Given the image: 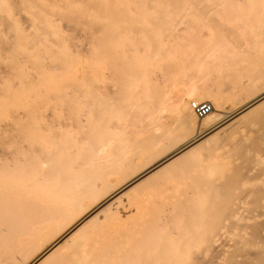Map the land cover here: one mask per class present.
Returning a JSON list of instances; mask_svg holds the SVG:
<instances>
[{"label":"bare ground","instance_id":"1","mask_svg":"<svg viewBox=\"0 0 264 264\" xmlns=\"http://www.w3.org/2000/svg\"><path fill=\"white\" fill-rule=\"evenodd\" d=\"M236 1L240 5L241 2L249 3L256 0H0V264H16L15 262H19L16 260L17 257H20L21 262L23 258L28 259L29 255L33 257L43 249L45 244L54 240L64 228L89 209L88 207L98 203L113 189L115 191L118 185L125 183L131 174L141 172L139 169L143 168L145 163L153 162V167L141 174L143 177L137 175L138 179L130 183L127 180V184L120 188L123 189L116 190L114 197L107 198L108 201L101 208L98 207L99 210L85 221L76 223L71 232L52 243L51 246L49 245L50 247H47L48 249L42 252L35 262L33 261V264H52L49 263L50 260L57 257V254H61L57 261L54 259L55 264H104V258L110 255V252L105 253L109 250L105 241L107 239L113 242L121 241L128 232H133L139 224L131 222L132 220L137 219L139 223L142 220V223H146L148 220L145 221L144 218H150L148 216H151L153 212L148 214V211L154 207L161 210L155 209L157 214L162 210L167 213L178 208L177 202L175 203L172 199L173 196L168 197L162 195L163 193L161 195L141 194L138 188L147 186L153 179L167 174L184 175L186 183L182 184L192 187L189 182L196 181L195 176L203 173V161L207 162L220 145L221 139L218 134L224 130L225 126L233 124L241 117L245 120L252 116L263 115L257 120L258 126H263V130L261 134L258 130L259 136L256 138L248 136L252 138L251 143L242 140V132H233V135H242L238 144L245 142L248 145H238L237 148L243 154L248 150L247 147H250L249 144H252V148L257 151L264 149L262 142L264 140V92L261 94L257 92L259 95L253 99L254 103L243 108V112L227 125L226 119L232 116L218 113L217 109L220 107L219 105L216 107V103L215 106L211 104L212 112L198 120L190 107H185L186 103L180 100L181 96L179 100L172 98V101H176L174 103L170 101L173 104L168 106L169 108L165 105L168 108L165 110L168 111L167 114L171 111L173 115L171 117L169 115V118L179 123L176 131L178 135L172 129H164L167 125L165 127L159 125L164 130L150 128L152 127L150 122L154 123L151 121L153 117L150 116V112L155 109L152 107L154 109L152 110L149 107L151 102L149 104L144 102L150 100L147 93L151 98L155 95L154 87L151 86L152 79H149L151 90L149 88L146 90L145 87L143 90L147 92H145L147 95L144 94L147 97L143 98L141 97L143 94H140L143 88L140 86L141 82L148 84L147 77L151 74L149 68L146 74L143 72L146 69L142 70L145 59L153 63L152 59H156L157 52L162 54L153 47L156 44L160 47L158 50H161L163 47L161 42L165 41L158 40L156 33L162 32L165 37L176 36L177 33L183 34L186 32H183L184 25L190 24L196 15L202 13L204 16L207 10H210L207 13L213 11L212 8L209 9L208 4H216L217 9L215 6L214 8L217 12H215L222 15L221 12L228 9L224 2L230 3L232 8L234 6H231V2ZM221 4L226 7H221ZM235 6L237 7L238 4ZM260 6L264 7V4ZM220 8L225 10L221 9L223 10L221 11ZM250 8L253 11L252 5ZM201 16L196 18L199 19ZM187 18L190 21L188 19L185 22ZM256 19L252 20L258 21ZM214 20L217 21L218 18ZM219 21L222 22V19ZM194 22L197 23L198 20ZM190 25L194 26L193 23ZM191 27L188 28L191 29ZM234 30L240 31L237 28ZM176 31L175 35L173 32ZM169 32L171 34H168ZM145 34H148L150 38L151 34H154L156 39H152L150 44L153 41H158L159 44L153 43L152 47L145 49V46L149 44L145 43L148 38H145V41L143 39ZM223 34L225 36V33ZM171 37L168 38L169 40L165 39L170 41ZM172 40H174L173 37ZM235 42L238 44L237 40ZM165 44L169 47L170 43ZM173 47L176 48V46ZM165 49H168L167 46ZM260 52H263L261 57L264 66V51ZM171 58L174 59L172 56ZM202 60L204 59L201 58ZM182 63L179 62L180 66L183 65ZM176 66L170 65L172 71L169 73L175 75ZM161 68L163 70V67ZM184 68L185 65H183L185 71ZM262 70L259 67V71H256L258 76L253 75L254 79L251 78V82L259 76L264 77V70ZM142 72L143 77L147 76L145 77L147 80L142 77ZM162 75L167 77L166 75L171 74L162 72ZM141 79H145L146 83ZM251 82L249 81L250 84ZM194 89L187 91L189 93L185 94V99L193 98L194 102L200 103L202 98L195 95L196 89ZM239 92L237 94H241ZM151 93L154 95L152 96ZM153 113L151 115H154ZM128 116L136 117L134 118L136 123L132 122L133 126L129 122L130 119L127 120ZM126 124H131L130 128L127 127L130 130L125 129ZM191 132L195 133L194 138H191L193 140L189 139V144L183 143L181 146L179 142L191 136ZM175 137H180V141ZM201 138L203 139L199 140ZM173 139L179 141H176V144L178 143L181 147L174 148L176 145L173 144ZM163 150L167 152V155L161 159L157 158L156 154ZM199 162L201 164L195 167ZM200 180L202 178H199ZM220 190L224 193L212 195L214 198L204 197L201 200L202 204L215 210V214L210 218L214 222V229H221L226 221H230L229 232L237 230L238 227L246 228L249 237V240H240L239 236L228 237L234 239L236 247L234 253L229 255L227 264H264V219L254 220L252 224L247 223L250 220L253 221L254 217H259L260 213L264 215V183L255 184L240 194H235L234 187L228 184L222 185ZM132 193L136 194L131 196ZM193 196L197 195H189V198L184 195L183 199L188 201L194 198ZM138 202L143 206L149 205L146 208L147 213L143 211L145 208L137 206ZM123 219L130 220L133 223H130L132 226L121 228L119 222ZM93 222L98 226L96 225L95 230L91 232L87 228ZM185 229L191 232L195 230V226ZM173 235L177 236L175 238L180 236L176 233ZM218 238V235L214 233L202 239L200 244L208 246L216 243ZM194 245L193 240L179 241L172 247L168 246L159 250L161 254L155 261L144 264H179L178 262L186 254L193 252L196 248ZM251 246L254 250H247ZM65 249L67 251L63 255ZM222 251L223 244L215 247L212 256L204 264H218ZM100 259L103 262L99 261Z\"/></svg>","mask_w":264,"mask_h":264},{"label":"rangeland","instance_id":"2","mask_svg":"<svg viewBox=\"0 0 264 264\" xmlns=\"http://www.w3.org/2000/svg\"><path fill=\"white\" fill-rule=\"evenodd\" d=\"M252 2H254V4H249ZM252 2H249V3L248 2H244V3L241 2V4H240L241 6L239 5V3L237 1L231 2L232 3L231 6H234L232 8H230V3L224 2L225 5L228 6L227 8L231 10V11H229L228 9H226V11L228 10L227 11L228 13L226 11H224L226 13V14H224V12H221V11H223L221 9L225 10V8H220L219 10H221L220 11L221 14L223 13L224 15L223 14L220 15V14L216 13L217 12L215 10V8L217 9V7L215 6L216 4H208L209 9L212 8V10H213L212 12H210L211 17H210V13H207L210 10H207L206 12H204V16L201 13L203 17L201 16V14L196 15V17L201 16L202 18L200 17L199 19H197L194 16L196 19L195 18H193V19L196 21L198 20V22L197 23L194 22V20L191 18L192 20H191L190 24L193 23L194 26L191 27L190 24L184 25L185 26L184 29H187L189 26L191 27V29L190 28H188V30L183 29V32L186 31L184 33L181 32L183 34H178L177 31L173 32L175 35L177 33V35H179V36H177V35L172 36L171 35L174 38V40H172V37L169 35L171 37V40H170L171 42L167 41V39L168 38L170 39V37L169 36L165 37L164 33H163V35H162V32L156 33V34L154 33L156 35V38L159 37L158 40H160V39H162V41L165 40L164 42H161V44L163 46L161 48V50H158L160 47H158V45L155 44L158 42L157 40H156L157 42L153 41V43L156 46L153 45V43L150 44L151 43L150 41H152V39H156V38H154L155 36H153L154 34H151L153 38L152 37L150 38V37H148V34H145V36L143 38L144 41L147 38L151 39V40H149V42H148V39H147V42L145 41V43H147V44L149 43L148 44L149 47L145 46V49L150 48V46L153 45L155 50L162 53L160 55L157 52V56H159L158 58L160 61L158 60L157 56L155 57L156 59H152V61L155 65L150 60L145 59V61H144L145 63H143V65H142V70L146 69L145 71H143L146 74V73H148L147 70L149 68V73H151V74L148 76L151 78H149L147 76L143 77V72H142V77L148 78V80H147V78H145V79L148 81L149 85L145 82L146 81L145 79H144L145 81L141 79L146 84L141 82L140 86L143 88L142 89L140 88V89L142 91H140V89L138 90V91H140V94H143V96L141 95V97H143V98L147 97L145 95L148 94V96L150 98L149 102H144V99H143V102L145 104L146 103L149 104L151 102L149 104V107H151V108L153 107L155 109L154 110L152 108V110H154V111L150 112V116L153 117V118L150 117V118H152L151 121L154 122V123L150 122V125L152 124V127H150L151 129L153 127H156L160 130L161 129L162 130H164V129L168 130V128H169V130L172 129L176 133L179 123L177 121L173 120L172 118H169V115L171 117L173 115V113L171 111H169L170 114L169 113L167 114L168 111H166V110L177 99L179 100V96H181L180 100H182V102L184 104L186 103L185 107L189 108V106H188L189 103L191 101L194 102L195 99L191 98V99L187 100V99H185V94L186 93L188 94L189 92H187V91H192L194 88L196 89V90L194 89L196 91L195 95L198 97L201 96V98H202L201 102L214 104V106L216 103V107H217V105H219V107H220V109H217L218 113H221L225 116H232V117L226 119V122H225L226 125L228 124L229 121L238 117L243 112V108H245L246 106H248L251 103H254L253 99H255V97H257L259 94L264 92V89H261L262 87H264V80H263L264 77L259 76L258 79L255 78V80H253V81H256V79H257V81H256L257 83L253 82V81L251 82V78L257 75L258 72L256 73V71H259V67H260V70H261V68L264 70V66L262 65V61H263L262 59L263 58L261 57L263 52H260V51H264V42H263V40H264V26H263V24L264 23H262V22H264V7L260 6V5L264 4V2H259V0L252 1ZM260 3H262V4H260ZM237 4H238V6L236 7L235 5H237ZM221 5H219V6H221ZM223 5L221 7H226ZM250 5H252L253 11L250 10L251 9ZM214 6H215V8H214ZM219 6H218V8H219ZM259 6H260V10H259ZM240 9L243 11L241 12ZM238 10H240V11H238ZM225 15H227V16H225ZM224 16H225V18H223ZM229 16H232V17H229ZM247 16H249V17H247ZM257 16H258V18H257ZM259 16H261L262 18ZM189 18H187L185 20V22ZM217 18H218L217 21L214 20ZM228 18L229 19L231 18V20H229ZM221 19H222V22L219 21ZM252 19L253 20L256 19L258 21H253ZM246 20H248V21H246ZM189 21H190V19H189ZM189 21H188V23H189ZM229 21L230 22L232 21V22L230 23ZM235 21H237L236 24L240 22L239 24H241V25H239V24L236 25ZM213 23H214V25H212ZM218 23H223V24H218ZM243 24H245L244 27H243ZM210 26H212V27H210ZM221 26H222V28L224 26L225 27L222 29ZM239 26H241V27H239ZM251 26H253V27H251ZM227 27H229L230 29ZM192 28H194V29H192ZM235 28L239 29L240 31L234 30ZM218 29H220V30H218ZM189 32H191V33H189ZM223 33H225L226 37L224 36ZM157 34H158V36H157ZM160 34L162 36H164L163 37L164 39L162 38V36H160ZM168 34H171V33L169 32ZM226 34L227 35L229 34L228 35L229 38ZM151 35L149 34V36H151ZM166 35H167V33H166ZM183 36L186 38H184ZM187 36H189V38ZM220 37H222V38H220ZM234 37H235V40H234ZM165 38H167V39H165ZM176 38H179V39L177 40ZM254 38H255V40H253ZM201 39H202V41H201ZM207 39H211V40H207ZM228 39H230L231 42H229L230 40H228ZM236 40H237L238 44L235 42ZM172 41H174V42H172ZM165 43H168V44L170 43L169 47ZM147 44H144V45H147ZM157 44H159V43H157ZM171 44H173V46H176V48L173 47ZM191 44L194 46H192ZM206 45H208V46H206ZM234 45L236 47H238L239 50H237L238 48H236V47L234 48L233 47ZM256 45H257V47H256ZM165 46H167L168 49H165ZM227 46H229V47H227ZM179 47L181 50L179 49ZM162 49L164 51H167V52H164ZM169 49H171L172 51ZM176 49H177V51H176ZM150 50H152V48ZM195 50H197V51H195ZM192 52H194V53H192ZM204 52H205V54H204ZM225 52H226V54H224ZM166 53H168L169 55H167ZM186 53H188V55ZM198 53L201 54V56H199ZM190 54H192V55H190ZM222 54H223L224 58L222 57ZM170 55L174 59H172ZM202 55H204V56H202ZM160 56H162V57H160ZM180 56H183V57H180ZM179 57H180V59H179ZM194 57H197L198 59L194 58ZM161 58H163L164 61ZM185 58H186V60H185ZM201 58L204 60L201 61ZM173 60H174V62H172ZM211 60H213V61H211ZM258 60H260V61H258ZM175 61H177V62H175ZM178 61L180 63L183 62L182 64L185 65V68H184L185 71L183 70V65L180 66ZM149 62H151V63L149 64ZM168 62L169 63L171 62V63L169 64ZM206 62H208V63H206ZM161 63H163V64H161ZM164 64H166V66ZM207 64H209V65H207ZM170 65H171V67H174L177 65L176 67H178V69H176V67L174 69V71L176 73V74L174 73L175 75H173L172 73H169L172 71V68L170 67ZM161 67H163V70ZM168 67H170V68H168ZM176 70H178L179 73ZM162 72H163V74L168 73V74H171L172 76L166 75L167 77H165L162 75ZM177 73L179 76L177 75ZM222 73H224V74H222ZM231 73H232V75L230 76ZM250 73H252V74H250ZM180 74H181V76H180ZM179 77H180V79H179ZM208 77H210V79ZM187 78H189V79H187ZM261 78H263V79H261ZM149 79L150 80L152 79V85L150 84L151 81ZM162 79H167L168 81L164 82V80H162ZM252 79H254V78H252ZM153 81H155V82H153ZM156 81H157V83H156ZM249 81L252 84H250ZM249 84H250V86H249ZM150 85L154 87V89L152 87L151 88L153 89V91L155 90V92H153V93L157 97H154L155 95L153 93H151V95L152 94L154 95V96L152 95L153 97L151 98L149 93H147L146 91H143L145 89L148 90L147 88L150 89ZM237 86L239 88H237ZM144 87H145V89H144ZM229 87L231 90L229 89ZM242 87H244V88H242ZM160 89H162V90H160ZM205 90H206V92H204ZM179 91L182 95L179 93ZM242 91H244L245 93ZM141 92H144V93H141ZM159 92H161V93H159ZM175 92H176V94H175ZM234 92L236 94H233ZM238 92L241 94H237ZM209 93H213V94L207 95ZM170 94H172V96ZM234 95H235V97H233ZM241 95H242V97H239ZM174 96H176V98ZM223 96H226V98L225 97L223 98ZM161 97H163V98H161ZM172 98L176 99V100L172 101ZM159 99H162L163 101L159 100ZM215 100H217V101H215ZM170 101H172L173 103ZM115 103L117 104V102H115ZM157 104H159V105L157 106ZM165 105H167V107L168 106L169 107L167 108ZM115 109H116V106H115ZM115 109L113 107V110H115ZM152 112H154L153 113L154 115H151ZM167 117H168V119H167ZM261 117H263V115L252 116V117L246 118L245 120L243 119V117H241V118H238L235 122H233V124H229V125L225 126L224 130H222L218 134V137H219V139H221V141L219 142L220 145L217 146L214 155L211 156L210 159H208V161H207L208 163L206 161L205 162L203 161V164H204L203 165V167H204L203 173L195 176L197 179L196 181H190L189 182L192 187H187V186H185L186 184H182L185 182L184 175L167 174L165 176L163 175V176H159V177L153 179L147 186H144L142 188H138L139 189L138 191L141 194H149V195L160 194L161 195L163 193L162 195H166L168 197L173 196L172 199L175 200V203L177 202L176 204H178V208L176 207L177 209H175L174 211H168L167 213H164L165 211L162 210L163 213L158 212L159 214H157L156 211H158V210L161 211V210L158 207H154V208L150 209V211H148V214H151V212H153L151 214V216H148V217H150L149 219L147 217H145V218L143 217L145 219V221L148 220L146 223H142V220L140 221V223L137 219L132 220L131 222H133V221L135 223L138 222L139 225L136 226V224H135L136 227H135L134 231L131 233L128 232L122 238V240L120 239L121 241H114L113 242V241L107 239L105 242L107 243V249L109 248V250H107L105 253L110 252V255H107L106 258H104L105 262H103L102 259H100L99 261H102L104 264H144L147 262H152L153 260L155 261V259L158 258L159 255L161 254V252H159V250L163 249L164 247H168V246L172 247L179 241H191V240H193V241H195L194 247H196V248L193 250V252L186 254V256H184L180 260V262H178L179 264H204L212 256L213 249L220 244H223V251L221 252L222 254L218 260V264H227V259H228L229 255L234 253V249L236 247L233 236H239L240 240H244V239L249 240L248 230L246 228L238 227L237 230H235V231L231 230L229 232V230H230L229 227L231 226L230 221H226L224 226L221 229H219V228L214 229V222L212 220H210V218L215 214V212H214L215 210L213 208L207 206V205L202 204L201 200H203L204 197L210 198V197H212V195L213 196L218 195V193L223 194L224 192H221V190H220L222 185H226V184L231 185L235 189L234 190L235 194H240L255 184H263L264 183V149L257 151V150L252 148V146H251L252 144H249L250 149L247 147L248 150L246 151V153L243 154V152L237 148V146L240 145V144H238L240 139L243 138L242 140H245L246 143H249L252 138H248V136L256 138L257 136H259V135H257V133L259 131H260L259 134H261V130H263V128H262L263 126L260 127L257 124V120H259ZM134 118H136V117H133V116L129 117L128 116L127 120L130 119L129 120L130 123H132V122L136 123V119H134ZM169 120H171L172 122L171 121L169 122ZM167 122H169V123H167ZM126 123L128 124V121ZM134 123H132V126ZM153 124H156V125L153 126ZM157 124H158V126H157ZM129 125H131V124H129ZM129 125L125 126V129ZM159 125H164L163 127H165V125H167V126L163 129ZM130 127L131 126H129V128ZM147 128H149V126ZM128 130H130V129H128ZM153 130H154V128H153ZM160 130H159V132H160ZM235 131L242 132L243 136L240 134H239L240 137H239V135H235V134L233 135V132H235ZM188 133L190 134V132H188ZM194 135H195V133L191 132V136L185 137L186 139L182 140V142H179L180 137L179 138L175 137L179 141H177L176 139H173L174 140L173 144L175 143V145L177 146L176 147L174 145L175 146L174 148L177 149V148L183 146V143H184V145L189 144V142H190L189 139L193 140L191 138L192 137L194 138ZM241 136H242V138H241ZM238 137H239V139H238ZM203 138H201L199 140H202ZM244 138L248 139L249 141L244 139ZM176 141L179 142V144L181 143L180 144L181 146L178 143H177L178 144L177 145ZM241 142H244V141H241ZM245 142H244V144H245ZM262 142L264 144V140ZM244 144L241 143V145H244ZM246 146H248V145H246ZM164 151L165 150H163V152H161V151L158 152L156 154L157 158L161 159L162 157L167 155V152H164ZM158 154H159V156H158ZM149 162H148V164L145 163L144 164L145 166L143 165V168H145L144 170H143V168H141V169H139V170H141V172H139L137 170L138 172L136 171L137 172L136 174L135 173L131 174V176H129V178H127L125 180V183L122 182V184L118 185V187L115 189V191L119 190L121 187H123L124 184L126 185L127 182L130 183L132 180H135L136 178L138 179L139 175H140V177H143V175L141 176V174H143L144 172H146L147 170H149L150 168L153 167V162H150V163ZM200 164H201L200 162L197 163L195 165V167L199 166ZM199 178H202L203 181L202 180L199 181ZM204 182H205V186H203ZM200 185H201V187H200ZM122 189H120V190H122ZM231 189H232V187H231ZM115 191L113 189L111 191V193H108L107 196H109V197L106 196V197L100 199L98 201L99 204L95 203V204L91 205V207H88L89 209H86L85 212H83L73 222H71V224L68 227H66L67 230H66V228H64L60 232L63 236L59 233V235L55 237L56 239L54 238V240L52 239L50 242L45 244V246L43 247L44 250L41 249L39 252L34 254L33 257H32V255L31 256L29 255V258L27 257L28 259L23 258L22 262H24V263L26 262L25 264H33L35 262V259H37L38 256H40V254L42 252H44V251H46V249H48L47 247H50L52 243H55L56 241H58V239L63 238L66 234L71 232L74 229V226L76 225V223L78 224V223L85 221L87 218L92 216L97 210H99V208H101L108 201L109 198H111L112 196L114 197ZM138 191L136 190V192H138ZM185 192H187V194ZM135 194L136 193H132L130 195L132 196ZM188 194L191 196H192V194H196L197 196H195V197L193 196L194 198H191L190 200L185 201L186 199L185 198L183 199V197L185 195V196H188V198H189ZM212 198H214V197H212ZM102 201H104V202H102ZM100 202H102V203H100ZM124 203H125V201L123 202V204ZM137 206L139 208H143V209L145 208V210H143V211H145V213H147L146 208L149 206L148 204H145V206H143V205H141L140 202H138ZM93 208H94V210H93ZM155 209H156V211H155ZM82 215H83V217H82ZM262 219H264V215L262 213H260L259 217H254L253 221L250 220L247 223L252 224L254 222V220L261 221ZM145 221H143V222H145ZM131 222L128 219H123L122 221L119 222V225L121 228L127 227V226H128L127 228H129L130 226H132V225H130ZM72 223H73V225H72ZM131 224H133V223H131ZM96 225H97V223L93 222V224H91V225L89 224L87 229L91 230V232H92V230H95ZM193 226H195V230H193L191 232L188 231L187 229H185V228L189 229ZM93 227H94V229H93ZM104 227H105V230H107V226L105 225ZM68 230H70V231H68ZM86 232L89 233L90 231L86 230ZM174 233L179 234L180 236H178V238H175L177 236H174L173 235ZM214 233H216L219 237L218 238L219 240L216 243L215 242L211 243L208 246L200 244V241L202 239H204L207 236L210 237ZM83 234H81V235H83ZM83 236H85V234ZM228 237H233V238L229 239ZM115 247H117V248L115 250H113ZM247 250L252 251L254 249L251 246V247L247 248ZM66 251H67L66 249L63 251V255L66 253ZM57 255L59 257L58 256L57 257L55 256L56 258L52 257L53 260H50L49 263L55 264L56 263L55 260L57 261V258L59 259L60 256H62L61 254H57ZM93 256L96 257L95 255H93ZM17 258L18 259H16V260H18L21 264H23L19 260L20 257H17ZM91 258L94 260L98 259L97 257H96L97 259L93 258V257H91ZM25 259H26V261H24ZM53 261H54V263H53ZM99 261H97V262H99ZM19 262H15V263L17 264ZM97 264H101V263H97Z\"/></svg>","mask_w":264,"mask_h":264},{"label":"built area","instance_id":"3","mask_svg":"<svg viewBox=\"0 0 264 264\" xmlns=\"http://www.w3.org/2000/svg\"><path fill=\"white\" fill-rule=\"evenodd\" d=\"M189 107L198 120L202 119L213 110L212 105L206 102L199 103L191 101Z\"/></svg>","mask_w":264,"mask_h":264}]
</instances>
